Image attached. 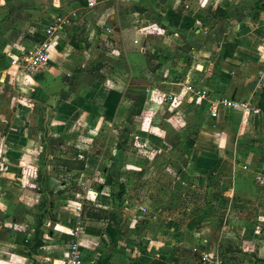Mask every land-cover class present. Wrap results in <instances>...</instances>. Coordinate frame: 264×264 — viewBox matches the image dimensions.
<instances>
[{"label":"rangeland","instance_id":"1","mask_svg":"<svg viewBox=\"0 0 264 264\" xmlns=\"http://www.w3.org/2000/svg\"><path fill=\"white\" fill-rule=\"evenodd\" d=\"M219 1H94L59 20L57 36L70 47L64 62L72 76L84 74L85 88L80 83L76 91L78 81L64 78L65 91L41 99L45 131L27 144L34 153H7L34 154L21 166L36 170L28 176L40 188V202L25 206L36 218L30 229L42 247L40 264H62L68 248L79 264H96L97 255L110 257L107 264H200L211 250L224 264H264L263 119L243 123L231 159L215 158L216 146L205 141L206 131L221 129L210 115L214 100L225 97L213 92L216 77L233 75L223 53L235 50L224 36L235 13L219 16ZM242 3V11L264 7V0ZM109 90L121 98L106 122ZM49 104L57 105L52 124ZM232 111L224 109V120ZM223 145V154H233L235 138ZM1 218L7 233L11 226Z\"/></svg>","mask_w":264,"mask_h":264},{"label":"crops","instance_id":"2","mask_svg":"<svg viewBox=\"0 0 264 264\" xmlns=\"http://www.w3.org/2000/svg\"><path fill=\"white\" fill-rule=\"evenodd\" d=\"M242 1L232 0L228 4L221 0L215 9L222 18L235 13V20L228 24L231 33L223 34L225 38L231 39L226 40V43H231L233 47L235 45V50L225 58V60L231 58L233 75L222 77L221 80L217 76L213 92L215 95H225V98L231 97L234 100L250 96L259 100L260 95L264 93V7L260 5L259 11H252L248 6L242 11ZM67 2L68 5L65 0H0V144L6 148L4 151H7L4 152L6 154L0 155V166L3 169V172H0V216L3 223L11 226L7 233H2L0 230V240H2L0 264H40L38 259L42 255L39 249L42 247L32 249L37 234L35 230L30 229V221L36 218L33 212L25 208L30 201L40 202L39 198H34L40 196L37 193L40 188H37L38 183L29 180L28 176V173H31L36 177V170H33L31 165L21 166L23 165L21 161L25 164V159L30 160L34 154L7 153L12 150L34 153L27 144L31 145L32 142L36 144L40 132L45 131L43 119L47 107L42 105L41 99L49 93L55 94L56 98L63 90L65 91L62 86L64 78H69V83L72 84L73 81H78L75 82L77 86L73 88L74 90L78 91L82 88L79 79H82L84 74H78L76 77L70 74L72 68L64 62L67 48L70 50V47L61 42V35L57 36L63 28L62 24L58 25L59 20L70 10L82 9L79 0H67ZM47 29H50L49 34L46 32ZM49 36L53 41L46 68L26 75L10 65L12 58L47 40ZM221 47L223 48V45ZM58 89H62L61 93ZM49 106L54 112L49 115L51 117L49 122L52 124L51 120L57 116V105L49 104ZM220 111H223L222 114H219ZM238 113L233 110L232 118L224 120V110H218L216 123H221V129L206 131L205 136L208 140L205 141H210L217 148L215 158L224 156L231 159L237 155L236 151L240 148L237 147L236 142L241 139L240 129L244 128L243 123L248 122L242 117L239 120ZM253 117L255 120L263 119L264 122L263 113ZM257 124L258 126L255 124L251 127L252 133L259 132L258 127L262 125ZM230 127L232 134L226 131ZM232 138H235L233 154H223L224 152L219 148L220 143H224L223 147L228 146L226 143ZM197 142L203 141L199 142L197 139ZM43 185L46 186L45 183L39 184L40 187ZM5 206L13 213L4 211L2 207ZM7 217H11L8 223ZM97 257L98 255L93 260L96 261ZM109 259L110 257L108 263ZM54 262V260L48 261V264Z\"/></svg>","mask_w":264,"mask_h":264},{"label":"built area","instance_id":"3","mask_svg":"<svg viewBox=\"0 0 264 264\" xmlns=\"http://www.w3.org/2000/svg\"><path fill=\"white\" fill-rule=\"evenodd\" d=\"M87 8L90 9L94 5V1L88 0ZM47 34H49L50 29H47ZM53 38L48 37L47 40L38 43L31 47L29 50L25 51L18 57H14L10 60V65L18 69L23 74L29 75L36 71L42 70L47 67L49 62V50ZM216 104V112L212 111L211 116L216 118L217 111L219 108L223 110H238L241 117L244 119L252 118L253 116L260 115V110L258 108V98L250 96L245 99H228L225 97H219L214 100ZM77 231V228H75ZM68 255L62 264H79V258L76 256V252L68 248ZM200 264H224L223 261L217 256L214 250L210 252H204Z\"/></svg>","mask_w":264,"mask_h":264},{"label":"trees","instance_id":"4","mask_svg":"<svg viewBox=\"0 0 264 264\" xmlns=\"http://www.w3.org/2000/svg\"><path fill=\"white\" fill-rule=\"evenodd\" d=\"M101 1H106V0H95V2H101ZM79 4L85 7L86 2H84L83 0H79ZM223 56L227 58L230 55H226L223 53ZM120 98H121V95L118 92L113 91V90L107 91L103 99V102H102L104 121L109 122L113 119L114 113L119 105ZM142 99H143L142 97L139 99V105H138L139 108L141 106ZM258 108L260 112L264 114V93H262L259 97ZM108 215H109V220L111 222H114L115 220H114L113 214H108ZM89 233H93V235L95 236L99 234L98 232H89ZM105 235L111 243L114 241L115 233L112 231V229L108 225L105 228ZM24 243H27V242H24ZM38 247H40L39 242H36V240H33L32 249L35 250ZM107 263H108V257L97 258L96 260V264H107ZM150 264H164V263H162L159 260H153Z\"/></svg>","mask_w":264,"mask_h":264}]
</instances>
